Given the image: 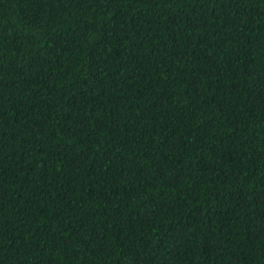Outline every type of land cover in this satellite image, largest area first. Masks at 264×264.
<instances>
[{"label":"trees","instance_id":"trees-1","mask_svg":"<svg viewBox=\"0 0 264 264\" xmlns=\"http://www.w3.org/2000/svg\"><path fill=\"white\" fill-rule=\"evenodd\" d=\"M0 264H264V0H0Z\"/></svg>","mask_w":264,"mask_h":264}]
</instances>
